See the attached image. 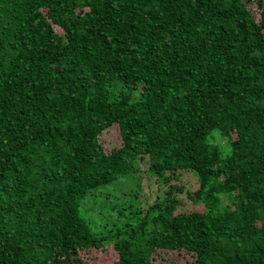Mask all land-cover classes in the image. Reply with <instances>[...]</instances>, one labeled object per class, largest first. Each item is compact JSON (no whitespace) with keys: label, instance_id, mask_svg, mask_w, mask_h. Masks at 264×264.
<instances>
[{"label":"trees","instance_id":"obj_1","mask_svg":"<svg viewBox=\"0 0 264 264\" xmlns=\"http://www.w3.org/2000/svg\"><path fill=\"white\" fill-rule=\"evenodd\" d=\"M158 251L264 264V0H0V264Z\"/></svg>","mask_w":264,"mask_h":264},{"label":"rangeland","instance_id":"obj_2","mask_svg":"<svg viewBox=\"0 0 264 264\" xmlns=\"http://www.w3.org/2000/svg\"><path fill=\"white\" fill-rule=\"evenodd\" d=\"M255 15H258V12L254 11ZM138 93L135 94L137 96ZM99 142L106 152H109L112 148L119 146L121 139L118 131L117 125H112L107 128L104 132L99 135ZM180 180H177V184H183L185 187H190L191 183L194 181V176L189 172H181ZM165 189V186L155 179L145 180L142 187V193L140 195L141 199L144 202L152 204L156 201L157 198L162 197V191ZM185 193L180 194L178 198L183 202V209L193 210L201 209V203H194L188 200ZM182 208V207H180ZM108 254H101V256L106 257H96L89 260V264H113L112 257L107 256ZM156 258H168L173 260L174 264H188L190 256L186 252H160L155 254Z\"/></svg>","mask_w":264,"mask_h":264}]
</instances>
